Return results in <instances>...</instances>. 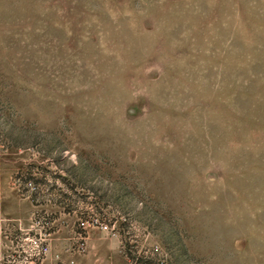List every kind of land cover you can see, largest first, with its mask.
Listing matches in <instances>:
<instances>
[{
  "label": "rangeland",
  "instance_id": "374dc122",
  "mask_svg": "<svg viewBox=\"0 0 264 264\" xmlns=\"http://www.w3.org/2000/svg\"><path fill=\"white\" fill-rule=\"evenodd\" d=\"M0 235L264 264V0H0Z\"/></svg>",
  "mask_w": 264,
  "mask_h": 264
},
{
  "label": "built area",
  "instance_id": "2783aa9c",
  "mask_svg": "<svg viewBox=\"0 0 264 264\" xmlns=\"http://www.w3.org/2000/svg\"><path fill=\"white\" fill-rule=\"evenodd\" d=\"M49 247L42 238L26 237L5 255L4 264H41Z\"/></svg>",
  "mask_w": 264,
  "mask_h": 264
},
{
  "label": "crops",
  "instance_id": "0c3cea01",
  "mask_svg": "<svg viewBox=\"0 0 264 264\" xmlns=\"http://www.w3.org/2000/svg\"><path fill=\"white\" fill-rule=\"evenodd\" d=\"M14 241L3 239L0 235V264H4L3 256L15 249ZM53 257L49 254L42 264H53Z\"/></svg>",
  "mask_w": 264,
  "mask_h": 264
}]
</instances>
